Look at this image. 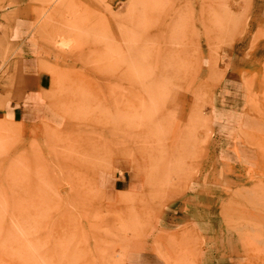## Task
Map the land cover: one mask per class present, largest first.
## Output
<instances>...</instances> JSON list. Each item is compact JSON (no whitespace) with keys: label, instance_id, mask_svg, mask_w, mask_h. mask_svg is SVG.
Returning a JSON list of instances; mask_svg holds the SVG:
<instances>
[{"label":"rangeland","instance_id":"obj_1","mask_svg":"<svg viewBox=\"0 0 264 264\" xmlns=\"http://www.w3.org/2000/svg\"><path fill=\"white\" fill-rule=\"evenodd\" d=\"M250 1L33 0L52 113L24 129L0 119V264H200V252L264 264V57L252 46L239 96L257 131L241 132L247 168L217 164L205 110L246 41ZM185 94L194 108L179 125ZM119 170L139 193L103 195L96 177Z\"/></svg>","mask_w":264,"mask_h":264},{"label":"crops","instance_id":"obj_2","mask_svg":"<svg viewBox=\"0 0 264 264\" xmlns=\"http://www.w3.org/2000/svg\"><path fill=\"white\" fill-rule=\"evenodd\" d=\"M263 1H250L248 9L250 22L247 24L246 41H237L234 44L237 49L225 58L228 62L227 68L224 69L219 83L212 84L209 91L211 105L205 109L210 112L212 132L208 141V150L217 164L230 169L247 168V164L253 163L251 158L249 160L246 158V153H253V149L247 145L241 132L257 131L253 129V123L246 121L242 115L243 108L240 106L239 96L243 91L241 73L251 70L245 63L248 58L242 48L252 46L254 56L259 59L264 57V39L258 38L254 45L252 44L255 36L264 33ZM38 8L33 0H0V57L8 51L7 63L4 67L5 75L0 77V100L3 101L0 119L11 118L14 123H22V129L50 120L52 113L46 95L52 90L53 79L49 72L41 71L40 62L47 61L38 57L41 52L38 50L40 45L32 38L33 25L36 21L35 10ZM12 52L15 54L10 56ZM240 53L241 57L238 56ZM208 59L202 58L203 63H207ZM238 60H242L244 66H239ZM208 75L209 73L206 74ZM179 96L178 106H175L176 123L184 125L188 122L194 106L189 103L187 94ZM119 171L122 176H114L110 172L103 171V175L96 177V186L103 195L117 196L121 192L139 193L140 180L131 177L128 172ZM191 228L195 231V228ZM206 251L208 252V249ZM211 255L214 254L211 252ZM212 256L200 252L199 263L218 264L212 260ZM146 263L164 264L156 258H150Z\"/></svg>","mask_w":264,"mask_h":264},{"label":"bare ground","instance_id":"obj_3","mask_svg":"<svg viewBox=\"0 0 264 264\" xmlns=\"http://www.w3.org/2000/svg\"><path fill=\"white\" fill-rule=\"evenodd\" d=\"M180 53V52H179ZM182 55V54H181ZM176 56V55H175ZM160 89V88H159ZM162 97V96H161ZM23 211V210H22ZM4 227V226H3ZM8 229V228H7ZM1 231V230H0ZM5 232V231H4ZM2 233V232H1Z\"/></svg>","mask_w":264,"mask_h":264}]
</instances>
